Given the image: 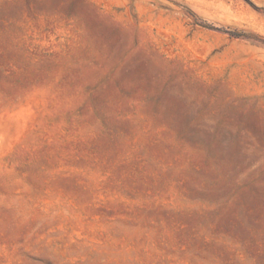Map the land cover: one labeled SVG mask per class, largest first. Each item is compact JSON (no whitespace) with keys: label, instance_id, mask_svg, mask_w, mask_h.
Segmentation results:
<instances>
[{"label":"rangeland","instance_id":"1","mask_svg":"<svg viewBox=\"0 0 264 264\" xmlns=\"http://www.w3.org/2000/svg\"><path fill=\"white\" fill-rule=\"evenodd\" d=\"M0 264H264V0H0Z\"/></svg>","mask_w":264,"mask_h":264}]
</instances>
